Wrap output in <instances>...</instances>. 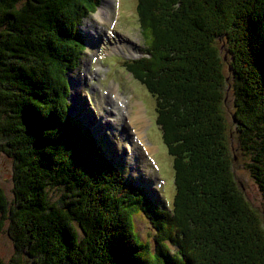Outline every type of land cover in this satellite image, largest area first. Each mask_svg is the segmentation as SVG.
Here are the masks:
<instances>
[{"label": "trees", "instance_id": "obj_1", "mask_svg": "<svg viewBox=\"0 0 264 264\" xmlns=\"http://www.w3.org/2000/svg\"><path fill=\"white\" fill-rule=\"evenodd\" d=\"M137 3L146 50L126 68L156 100L170 209L130 185L70 115L65 76L100 0H0V154L13 165L0 230L10 264H264L262 218L236 183L223 109L231 97L239 149L256 151L248 168L264 194V0ZM140 214L152 246L135 232Z\"/></svg>", "mask_w": 264, "mask_h": 264}, {"label": "rangeland", "instance_id": "obj_2", "mask_svg": "<svg viewBox=\"0 0 264 264\" xmlns=\"http://www.w3.org/2000/svg\"><path fill=\"white\" fill-rule=\"evenodd\" d=\"M137 4V0H100L96 12L83 20L80 30L85 35L86 50L78 68L68 71L65 76L67 84L69 81L71 85L67 100L71 117L89 130L102 148L103 155L111 160L124 179L141 188L158 208L170 209L175 194L174 172L172 158L168 156L162 144L161 131L155 124L156 100L126 68L128 63L143 57L146 50ZM101 9L103 20L96 16ZM107 16H110L108 21ZM113 91L125 97L133 108H141L146 120L144 146L150 148V154L142 149L135 151ZM223 109L231 137L229 145L232 156H235L233 173L236 183L247 202L260 214L264 227V194L248 168L254 163L256 151L246 153L239 149L231 97ZM12 170L11 160L0 154V188L8 201L12 200ZM58 195L59 191H49L51 201H55ZM134 227L140 240L152 246L154 229L149 220L142 214L136 215ZM13 256V245L4 228L0 230V262L10 264ZM21 260L22 264H31L25 256Z\"/></svg>", "mask_w": 264, "mask_h": 264}, {"label": "bare ground", "instance_id": "obj_3", "mask_svg": "<svg viewBox=\"0 0 264 264\" xmlns=\"http://www.w3.org/2000/svg\"><path fill=\"white\" fill-rule=\"evenodd\" d=\"M102 10L103 9L100 10L99 15H96L101 20H103L102 15H101ZM107 14H109V10L107 11ZM109 18H110V16H107L106 21H108ZM138 56H140V55H138ZM115 91L112 92L113 97H115L117 102H118L117 108L121 109L123 111L124 121L128 126V134H129L128 137L130 138V136H131L134 147H135V151L138 152L140 149H142V151H145L147 154H150V152H151L150 148H148L147 146H144L145 142H144V134L143 133H144L145 126H146V120L144 119L141 108H139V107L133 108L134 106L125 97H123V96L120 97L116 93L117 91L116 92ZM151 155H152V153H151ZM138 156H139V153H138ZM138 165H139V163H137V168H138Z\"/></svg>", "mask_w": 264, "mask_h": 264}, {"label": "water", "instance_id": "obj_4", "mask_svg": "<svg viewBox=\"0 0 264 264\" xmlns=\"http://www.w3.org/2000/svg\"><path fill=\"white\" fill-rule=\"evenodd\" d=\"M68 83H69V89H71V85H70V82L68 81Z\"/></svg>", "mask_w": 264, "mask_h": 264}]
</instances>
